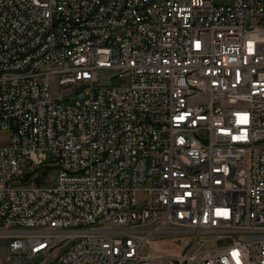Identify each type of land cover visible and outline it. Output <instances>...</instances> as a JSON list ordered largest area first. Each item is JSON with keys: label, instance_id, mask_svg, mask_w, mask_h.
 I'll return each mask as SVG.
<instances>
[{"label": "built area", "instance_id": "obj_1", "mask_svg": "<svg viewBox=\"0 0 264 264\" xmlns=\"http://www.w3.org/2000/svg\"><path fill=\"white\" fill-rule=\"evenodd\" d=\"M0 132V264H264V0H0Z\"/></svg>", "mask_w": 264, "mask_h": 264}, {"label": "rangeland", "instance_id": "obj_2", "mask_svg": "<svg viewBox=\"0 0 264 264\" xmlns=\"http://www.w3.org/2000/svg\"><path fill=\"white\" fill-rule=\"evenodd\" d=\"M118 83V80L113 81ZM7 144V137L5 134L0 132V146ZM49 160V156L47 154ZM50 161V160H49ZM37 180L34 181L37 185H44L48 182L51 177L56 176V172L53 169L47 170H37ZM188 236L184 234H176L172 236H166L159 239H156L150 242L145 247V252L150 253L153 258L154 264H175V260L182 254H186L192 249V242ZM68 243L65 244V247ZM7 242L3 239H0V263H4L5 257L7 254L6 251ZM64 247H58L53 253L52 257L46 258V264L55 260L61 253ZM28 264H33L29 262Z\"/></svg>", "mask_w": 264, "mask_h": 264}, {"label": "bare ground", "instance_id": "obj_3", "mask_svg": "<svg viewBox=\"0 0 264 264\" xmlns=\"http://www.w3.org/2000/svg\"><path fill=\"white\" fill-rule=\"evenodd\" d=\"M131 26H120L118 27V34H130ZM109 39H116V30H109ZM71 58H78V51H71ZM147 207V200H136L134 203V216H141V210ZM11 243H18V236H11ZM68 245L65 247V244ZM64 247L62 253L52 262L48 264H55V261H59L60 258L71 250H73V241H65L60 245L55 246L54 251L58 247ZM53 251V252H54ZM196 264H216L213 261H197Z\"/></svg>", "mask_w": 264, "mask_h": 264}]
</instances>
